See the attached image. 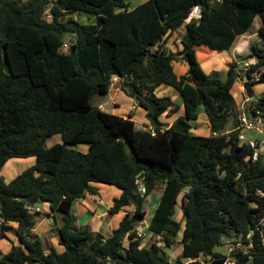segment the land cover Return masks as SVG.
<instances>
[{"label": "trees", "instance_id": "obj_1", "mask_svg": "<svg viewBox=\"0 0 264 264\" xmlns=\"http://www.w3.org/2000/svg\"><path fill=\"white\" fill-rule=\"evenodd\" d=\"M128 1L0 0V228L4 233L11 229L8 223H18L19 241L0 264H185L202 255L220 264L226 254L216 247L233 231L250 244L249 253L234 254L236 264H264L257 232L248 237L264 219V194L258 192H264V158L259 154L252 161L253 147L240 139L232 92L238 64H227L223 81L208 74L197 57L200 47L231 50L260 18L262 49L254 51L257 60L245 74L253 86L264 84V0H148L134 9ZM195 7L200 18L186 24ZM74 13L93 15L96 21L63 20ZM183 25L181 50H163L162 43ZM67 42L70 49L63 51ZM178 57L188 64L182 75L174 69ZM114 77L146 111L151 127L140 129L132 115L94 104L96 96L109 92ZM162 83L174 86L184 99L185 115L170 127L160 117L179 105L155 93ZM258 106L264 111V95ZM201 107L210 122L208 136L191 132ZM231 119L235 127L226 132ZM55 134L62 142L47 147ZM77 143H88L89 151L71 147ZM28 157L35 163L7 182L5 163ZM94 182L121 190L111 213L132 208L109 236L79 226L72 212L74 200L98 192ZM161 185L149 230L162 236V243L142 247L137 224L146 215L147 197ZM183 191V250L173 262L168 249L182 229L174 215ZM44 201L60 215L63 252L54 246L46 252L43 241L33 236L40 212L29 206Z\"/></svg>", "mask_w": 264, "mask_h": 264}, {"label": "rangeland", "instance_id": "obj_2", "mask_svg": "<svg viewBox=\"0 0 264 264\" xmlns=\"http://www.w3.org/2000/svg\"><path fill=\"white\" fill-rule=\"evenodd\" d=\"M135 3H139V0H130L131 6H133ZM193 13H195V12H193ZM194 15L197 16V14H194ZM92 17H93V15L91 16V15L84 14V13H74V14H71V15L63 18V20H66L67 18H72V19H74V20H76L82 24H90V23L94 22ZM46 18H47V20H51V16H50L49 12H47ZM191 18L194 19L195 17H193L191 15L187 19L186 24L189 23ZM195 19H197V18H195ZM261 26H262V22H261L260 18H256L253 28L251 29L249 34L246 36L248 38L246 40V42H247L246 49L247 50H254L257 47L262 48V44H261L260 37H259V30H260ZM185 32H186L185 28L178 29L177 32H175L176 36H175V39H173V40H181L183 35L185 34ZM171 47H172V41L170 40V37H169L168 42H167L166 51L170 52ZM200 49L198 50V59H199L200 64L202 65V67L206 68L208 70V74H210L211 76H215V77L222 79L223 81H226L227 80V71L225 69V66L221 62L222 59H224V56L222 54H219L218 51L213 50L215 52V55L212 59H210V62H207L203 58V52L204 51L202 49H205V50H209V49H207V48H200ZM63 51H67V50H63ZM209 51H212V50H209ZM249 59L250 58L245 57L241 61H236V63L237 64L240 63L241 66L238 65L236 67V71L238 72L239 77H238V83L234 84V86L232 88V92L235 96L236 101H238V102H239V100L240 101L242 100V96H241V94H239V91L240 92L245 91L244 90V83L240 80V78L244 77L246 75L245 71L248 68H250L251 64H253L255 62L254 59H253L254 62L252 60H249ZM220 63H221V65H220ZM174 64L177 67L178 71H179V65L180 64H181V66H183L184 69L188 70V64L185 63V61L180 57H178L174 60ZM208 66H210L211 68H208ZM182 72H183V70H182ZM254 87H255V89H254ZM254 87H253V89L256 90V92L258 93L259 90L261 89V87H264V86H263V84H257ZM120 89H121V87H120ZM155 93L158 96H170L173 99V101L175 102V104L179 105V109L183 106L184 99H183L181 93L172 85L163 84L161 87L158 88L157 91H155ZM104 100L109 101V96L105 97ZM117 100L119 101L120 106L115 108L111 104L110 106H107V112H111V113H121L122 112V113H126V114L132 113V115H134V118L136 121V126L140 129H144L145 125H146L144 122V121H146V117L144 116L145 114L143 113L144 109L137 105L136 100L133 97L127 95L125 92L120 93V95H118V97H117ZM94 103H95V99H94ZM109 103H112V101H110ZM134 103H136L138 108L133 107ZM179 109L174 111V112H170V110H169V112L174 115V114L179 112ZM200 113H202V114L199 118L198 124H196V127H195L196 129L193 126L192 131H194L198 135H206V136L211 135L212 134L211 129L208 127V123L205 122V120L208 117H207L203 107H201ZM231 125H232V120H230V122L228 123L227 128L231 127ZM262 128H264V127H262ZM259 130H262V129H259ZM259 130L250 131L249 129H245L244 133H247V135H249V134H252V132H256ZM261 132H263V131H261ZM58 142H62L61 135L55 134V135H53L47 139L46 146L50 147V146H52ZM71 147H73L74 149H77L79 151H83V152L89 151V144L88 143L71 144ZM30 158L34 159V157H30ZM30 158L29 159H26V158L12 159V161L8 162L5 165V167L3 168V171H2L3 178L6 181H11L12 179H14L18 174H20L23 170H25L28 167V165L30 164V162L28 160H30ZM14 160H18V161H16L17 163H14L15 162ZM92 184L98 190V194H99L97 196L98 200L102 201V204H105V205L111 202V200L116 195L115 193L119 189L115 185H110V184H106V183L94 182ZM184 194H185V191L181 192L178 196V203L176 205V208H175L176 212L174 215V218L176 220L182 221V229L179 232V234L177 235V242L175 243V245L173 247H171L170 249H168V256H169L170 260L173 262L176 261L177 257L181 256L182 250H183V247L180 243V240L182 237V231H183L184 222H185V219L183 216V208H182V206H183L182 205V197ZM159 197H160V189L159 188L156 189L153 193H151L147 197L145 204H144V208L147 212L146 213L147 215H145L144 218L141 220V222H139L137 224V229L142 228L143 222L148 221V220L150 221V218L154 213L153 209H155L157 207V202L159 203ZM84 199H85L84 197L79 198V202H82V201L84 202ZM37 206H39L41 209L44 208L42 202L37 203L36 207ZM97 207L99 209H102V207L99 205H97ZM77 208L80 209V206L78 205ZM99 211H102V210H99ZM130 211H132V210H130ZM81 219H83V218H80V221H81ZM146 229L147 228L143 229V232L145 235L142 237V242H141L142 247H149L151 245V243L154 241L155 242L160 241V243H162V236L150 235ZM2 243L6 244V245L8 244L5 239L2 241ZM127 243H128V241H127V239H125V244H127ZM1 250H3V248L0 246V257L2 256ZM227 250H228V244H226V240L223 239V244L218 245L216 247V251L226 254ZM26 264H30V263H26Z\"/></svg>", "mask_w": 264, "mask_h": 264}, {"label": "crops", "instance_id": "obj_3", "mask_svg": "<svg viewBox=\"0 0 264 264\" xmlns=\"http://www.w3.org/2000/svg\"><path fill=\"white\" fill-rule=\"evenodd\" d=\"M145 1L147 2L148 0H139V3H135L133 6H131L130 0H129L128 1L129 9H134L137 6L145 3ZM92 18L94 20V22H92V23H95L96 18L94 16ZM181 28H185V25H183ZM175 36H176L175 33L172 34L171 36H169L170 40L172 41L171 51H173V52H177L178 50H181V48H182L181 40H173V39H175ZM247 39L248 38L246 36L239 38L237 40V42L235 43V45L233 46V48L231 49L232 51L231 50L218 51L219 54H222L224 56V59H222L221 62L225 66L226 71H227V64L228 63L235 62V61H241L245 57L250 58L249 60H252V61L254 59V61L256 62L257 56L254 55L252 57V54H254L255 50H261L262 48L257 47L254 50H247L246 49V46H247L246 40ZM167 42H168V39H166L162 43L164 46L163 50H166ZM200 48H204V47H200ZM200 48H197V57H198V50ZM202 50L204 51L203 52L204 60L207 62H210V59H212L214 57L215 52L213 50L212 51L205 50V49H202ZM185 63H186V61H185ZM220 65H221V63H220ZM238 65L241 66L240 63H238ZM208 68H211V67L208 66ZM174 69L178 75H182V74H185L188 72V70L184 69L183 66H181V64L179 65V71L177 70V67L175 66V64H174ZM182 70H183V72H182ZM204 70L208 73V70L206 68H204ZM236 83H238V81ZM163 84H165V83H162L161 85H159L155 91H157L158 88L161 87ZM263 86H264V84H263ZM254 89H255V87H254ZM122 92L124 93V91H122L120 89V79H119V77H117V79L115 81H113L112 86L106 95H98L94 98L95 99L94 104L97 106L99 104H103L104 105V111H107V106H110L111 104L115 108L119 107L120 104H119V101L117 100V97ZM254 92H255V95L261 97L264 95V87H261V89L259 90L258 93L256 92V90H254ZM239 94H241L242 100L241 101L239 100V102L236 101V108H237V111H239V115H240V113L247 107V105L249 103V101H248L249 97L247 96L245 91H242V92L239 91ZM107 96H109V101L104 100V98ZM110 101H112V103H109ZM134 105L136 108H138L136 103L133 104V107H134ZM143 113L145 114L144 116L146 117V111L145 110ZM115 114H118V115H121L124 117H128V116L132 115V113L126 114V113H122V112L121 113H115ZM201 114L202 113H199L198 119L192 122L194 128L196 127V124H198ZM182 115H185L184 103H183V106L179 109L178 113L173 115L169 112V110H167L165 113H163L161 115L160 119L165 124L166 127H170ZM207 117H208V115H207ZM132 119L135 120L134 115H132ZM207 119L205 120V122L208 123V127L211 129L209 118H207ZM231 120H232V125H231V127H228V128L226 126V132H230L235 127V121L233 119H231ZM144 122L146 124L144 129L151 127L149 125V121H148L147 117H146V121H144ZM261 129L262 130L252 129L250 131H254V130H259V131L252 132V134H249V135H247V133H244V131H243L245 139L241 140V141L242 142H249L250 140H256L259 144V154H261L264 158V128H261ZM261 131H263V132H261ZM191 132L195 135H198L197 133L192 131V129H191ZM204 136H206V135H204ZM29 158L30 157H28L26 159H29ZM13 159H19V158H13ZM10 161H12V159L7 161L5 163V165ZM14 161H15L14 163H17L16 161H18V160H14ZM28 161L30 162V164L28 165V167H29L35 163L36 159L34 157V159L30 158V160H28ZM5 165L3 166V168L5 167ZM2 171H3V169H2ZM7 182H9V181H7ZM159 189H160V197H161L163 185H161L159 187ZM120 193H121V190L118 189L117 192L115 193L116 194L115 197H118L120 195ZM98 195H99L98 192L97 193H88L87 195L84 196V198H85L84 202L83 201L79 202V199L74 200L73 205H72V212L74 213L76 220H77V224L79 226L86 225V226H89L90 229L93 231L100 232L104 236H109L112 234V231L119 226L120 221L122 220V218L126 214V212L132 210V208H128L127 211L123 210V211H120L117 213H111L109 211V209L113 203L114 198L111 200L110 203L105 205V204H102V201L98 200V198H97ZM160 197H159V200H160ZM42 203H43V207H44L43 209H41L39 206H37V207L35 206L36 208L40 209L39 210L40 213H36L39 217L37 219L38 223H37L36 227L32 230L33 236L38 237L43 241L44 247L46 248V252H49V249L51 246H54L58 252H63L65 250V247L62 244H60V235L58 232V229H59V226L61 223L60 222V216L58 214H55L56 215V217H55V215L51 212L49 202L44 201ZM78 205L80 206V209L77 208ZM97 205L101 206L102 209H99L97 207ZM157 205H158V202H157ZM182 208H183V206H182ZM155 209H153V210H155ZM99 210H102V211H99ZM50 216L55 217L54 223L50 222ZM80 218H83V219H81V221H80ZM151 218H152V216H151ZM146 222L149 224V220ZM2 223H3V220H2V217L0 216V224H2ZM7 225H9L11 227V229L4 231V233H2V230L0 228V246L3 248V250H1L2 255L8 253L11 250L13 244L19 243L18 238H17L16 233H15V230L18 229V223L10 222ZM157 236H160V235H157ZM2 239L3 240L5 239L8 244L6 245V244L2 243V241H3Z\"/></svg>", "mask_w": 264, "mask_h": 264}, {"label": "built area", "instance_id": "obj_4", "mask_svg": "<svg viewBox=\"0 0 264 264\" xmlns=\"http://www.w3.org/2000/svg\"><path fill=\"white\" fill-rule=\"evenodd\" d=\"M195 12V13H193ZM193 12L191 13V15L197 19L200 18V9L198 7H195V9L193 10ZM194 14H197V16H195ZM190 15V16H191ZM194 18V19H195ZM192 20V18L190 19ZM70 43L67 42L64 44L63 49L62 50H69L70 49ZM248 64V63H247ZM257 76H259V74H257ZM117 77H114L113 81L116 80ZM260 96L254 95L252 98H249L248 101V105L247 107L240 113L239 115V123H238V128H240L241 133H240V139L244 140L245 136L243 134V131L245 129H261L264 126V111L258 106V104L260 103ZM100 109L104 110V105L103 104H99L98 105ZM135 107V105H134ZM153 134H155L153 132ZM249 144L253 147L254 152L252 154L251 160L252 161H257L259 159V144L256 140H250ZM137 184L139 186V190L142 193H145L146 189L143 186L142 183V178H139L137 180ZM258 192L261 194H264V192L261 189H258ZM29 210L31 211H39V208H36L34 206H29ZM3 220V219H2ZM50 222L54 223L55 222V217L54 216H50ZM145 225V226H144ZM147 228L146 230L148 231V233L150 235H155L154 232L149 230V224L145 221L143 222V226L141 229H137V236L139 238L142 239V237L145 235L143 232V229ZM254 230V234L255 232H257L258 234V238H259V245L262 246L264 248V219L260 220L259 223L256 225V228L253 229ZM146 231V232H147ZM251 234L248 235V237H250ZM226 240V244H228V250L226 252V257L222 260V262L220 264H236V258L234 256V254L238 251L247 254L249 253V247L250 244H247L244 240V234H240L237 233L235 231L232 232V236L225 239ZM194 260H199L201 261L203 264H214L211 260L210 256H200L197 259H189L185 261V264L190 262V261H194Z\"/></svg>", "mask_w": 264, "mask_h": 264}, {"label": "water", "instance_id": "obj_5", "mask_svg": "<svg viewBox=\"0 0 264 264\" xmlns=\"http://www.w3.org/2000/svg\"><path fill=\"white\" fill-rule=\"evenodd\" d=\"M71 34H68V37H70ZM73 39H76V37H73ZM240 80L244 83V90L246 91V94L249 98H252L255 95L254 89H253V85L249 79V77L247 75H245L244 77H241ZM124 139V137H123ZM125 147L127 151H131L130 148V142L126 141L125 142ZM250 234L253 235L254 234V230L251 229L250 230Z\"/></svg>", "mask_w": 264, "mask_h": 264}]
</instances>
